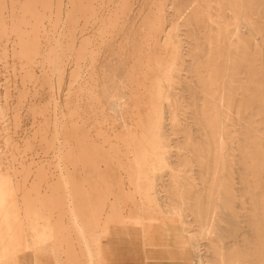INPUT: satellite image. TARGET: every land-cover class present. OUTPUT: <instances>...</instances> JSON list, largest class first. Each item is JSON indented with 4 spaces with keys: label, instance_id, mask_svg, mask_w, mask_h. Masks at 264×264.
I'll return each instance as SVG.
<instances>
[{
    "label": "bare ground",
    "instance_id": "1",
    "mask_svg": "<svg viewBox=\"0 0 264 264\" xmlns=\"http://www.w3.org/2000/svg\"><path fill=\"white\" fill-rule=\"evenodd\" d=\"M176 226L264 264V0H0V264Z\"/></svg>",
    "mask_w": 264,
    "mask_h": 264
},
{
    "label": "rangeland",
    "instance_id": "2",
    "mask_svg": "<svg viewBox=\"0 0 264 264\" xmlns=\"http://www.w3.org/2000/svg\"><path fill=\"white\" fill-rule=\"evenodd\" d=\"M135 228H137L136 231L140 229L139 227ZM179 228V226H176L175 230L170 227L153 228L154 231L156 230L153 232L158 235L152 233L154 237H147L148 240H144L137 232H121L107 236V244L105 243L107 260L110 264H198V258L193 255L195 253L185 236L186 234L183 235V231ZM141 237L142 239H140ZM152 238L155 243L150 241ZM142 240L143 243L146 241L147 247L143 245ZM148 241L149 244L154 245H152L153 248L148 245ZM114 251L117 253L115 256H113ZM188 251L189 253H187ZM25 253L27 254L24 257L19 258V264H37L33 256H30L29 251ZM47 257L49 258V256Z\"/></svg>",
    "mask_w": 264,
    "mask_h": 264
},
{
    "label": "crops",
    "instance_id": "3",
    "mask_svg": "<svg viewBox=\"0 0 264 264\" xmlns=\"http://www.w3.org/2000/svg\"><path fill=\"white\" fill-rule=\"evenodd\" d=\"M121 232H127V231H124V230H121V228L120 229H112L111 230V232H110V236L111 235H115L116 233H121ZM112 239H113V237H112ZM116 240V239H115ZM105 243L107 244V239H105L104 241H103V243H102V247H103V251H104V253H103V262H104V264H110L109 262H108V260H107V255H106V253H107V250H106V245H105ZM27 253H21V254H19L18 256H17V260H16V262H17V264H19V258L20 257H24L25 255H26ZM117 253L114 251V253H113V256H115ZM30 255V254H29ZM1 256V255H0ZM31 257H32V255H30ZM33 259H34V261L37 263V264H53V262L51 261V260H47V258H40V259H35L34 257H33ZM162 264H165V263H162Z\"/></svg>",
    "mask_w": 264,
    "mask_h": 264
}]
</instances>
